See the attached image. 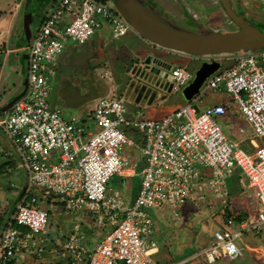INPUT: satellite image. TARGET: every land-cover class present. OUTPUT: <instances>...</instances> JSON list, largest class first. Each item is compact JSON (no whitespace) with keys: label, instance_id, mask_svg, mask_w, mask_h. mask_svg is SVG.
<instances>
[{"label":"built area","instance_id":"2783aa9c","mask_svg":"<svg viewBox=\"0 0 264 264\" xmlns=\"http://www.w3.org/2000/svg\"><path fill=\"white\" fill-rule=\"evenodd\" d=\"M105 25L115 39L137 32L112 0H54L34 32L28 46V88L0 119L27 174L22 197L0 232V264H15L46 243L40 234L49 225L51 213L44 204L50 199L86 209L98 223L111 220L85 264H181L185 260L162 263L156 258L159 245L148 209L170 204L179 215L198 180L226 196V177L236 166L254 190L258 210L240 220L221 216L222 224L195 255L204 254L211 264L243 258L248 251L264 254V49L236 52L232 65L212 74L195 96L161 118L130 112L127 103L113 95L100 97L88 116L65 114L50 100L57 58L69 41L85 43ZM170 73L175 91L194 78L186 66H175ZM222 85L262 139L252 150L226 133L220 120L227 113L223 103L202 110L197 105L199 93ZM127 146L139 149L145 159L138 194L129 205L119 195L106 194L113 176L136 167L137 161L125 153ZM205 168L211 172L206 174ZM252 233L262 234L254 245L244 240ZM65 248L60 259L46 264H77L87 251L74 237Z\"/></svg>","mask_w":264,"mask_h":264},{"label":"rangeland","instance_id":"374dc122","mask_svg":"<svg viewBox=\"0 0 264 264\" xmlns=\"http://www.w3.org/2000/svg\"><path fill=\"white\" fill-rule=\"evenodd\" d=\"M14 1H16V13H13ZM14 1L0 0V34L2 35V39L7 36V25L4 20L7 21L8 19L13 21L15 18L10 40L12 47L17 45L26 37L24 29V19L25 14L27 13L25 8L26 0ZM141 1L144 4H148L152 8H155L168 23L181 30L204 34L209 30L224 32L228 29H239L238 25L232 21L223 9L219 0ZM49 4L50 0H29L28 8L34 12V18L30 24L33 32H35L38 28L41 17L45 14ZM232 6L236 11L241 12L244 15L245 20L249 24L264 30V0H232ZM5 9L6 11H3ZM70 17H72V15L68 13L67 19ZM107 38L111 39V48L108 49V57L110 58V55H112L111 58H113L114 61H110L108 59L102 63L103 69L100 72L102 75L100 76L99 74L98 78H95L92 71L94 70L93 68L98 65L97 62L102 60L101 53L99 55V59L90 60L88 68L82 67V69L80 68L79 70L75 69L73 70L71 76L68 77L72 79L73 86L75 87V92L73 90V97L75 98V101L86 100L85 102H88L91 100L90 98L96 97V94H103L104 90L101 85H104L105 91H107V88L110 87V89H113V93H118V95L120 94L121 96L129 76L126 68L127 62L126 58L120 54L122 53L119 50L120 44L117 43L114 40L115 38L113 39L111 36ZM5 43L8 44V40ZM67 44L69 45L70 50H72V48L82 50L85 46L83 43L75 41H69ZM158 46L159 45H157V47L149 46L151 53L145 59L139 60L143 66L148 65L146 61L150 57L151 60H154L155 58L164 59V62L169 65L186 66L194 71L203 62L204 59L202 60L201 57H205V55L200 56L192 54L182 56L179 54L180 51H173L164 47L162 48V46ZM21 53L22 55L24 54L23 52ZM80 53L81 55L79 57L82 58H78L82 60H85L86 58L89 59L91 56H97V54L91 55L89 52L84 51H80ZM19 58V52L17 53L15 51L6 58L4 55L0 56V103L3 101L8 103L14 98V96L22 92L25 87L24 82L26 80V66ZM194 58H197V60H194ZM99 69L100 66L98 70ZM51 81L53 84L51 100H56L58 78H53ZM147 81L149 82V79H147ZM94 82H96V84L100 87L97 86L94 89ZM161 83L166 91V98L173 94L178 95L181 99H185L183 91L188 85H190V83H188L175 91L172 89L171 80L164 78ZM220 92L221 91L208 89L204 94L199 93L197 97V105L203 108L206 104L211 103L212 97H217L219 99L220 97L226 98L224 102H230L232 100V96L229 92L225 91L227 94H220ZM125 102L128 104L126 100ZM58 106H62L61 109L65 108L72 111L71 107H67L65 105L63 106L61 104ZM235 107L234 102H232V110H235ZM64 111L65 110L63 109V112ZM74 112H76V110ZM233 115L234 113L232 114V117ZM1 117L2 115L0 112V119ZM223 117H225L226 120H224ZM227 117V114L221 116V122L227 134L231 133L233 123L237 122L241 124L244 123L243 125H245V127H243L248 129L245 133L234 130L233 134L235 133L236 140L240 141V137L246 135L248 136V134L252 132L249 123L244 122V120L240 118L241 114L237 113L234 115V118ZM239 125L240 124H238V126ZM240 127L241 125L239 128ZM93 128H95L94 125ZM255 137L261 142L260 137ZM125 148L127 149L125 153L129 154L128 156L132 161L135 162L144 160L145 162V159L141 157L139 149L131 148L129 146ZM10 159L14 163L9 166L7 165L4 170L3 168H0V232L10 215L14 213L15 206L19 202L17 196L27 184V174L24 168L20 165L19 155L11 139L0 127V166L3 163L8 162ZM144 162L136 165L138 175L135 177L118 174L113 176L107 183L106 194L108 197L116 198L119 195L125 200L128 199V197H132L137 188H139V176L140 171L145 165ZM233 170L234 176H241V178H239L237 188L239 189L242 186V182L244 183L243 179L245 178L243 177V173L239 166H236ZM204 171L208 174L210 169L205 168ZM232 185L235 187L237 184L232 183ZM116 191H118L117 195ZM232 195L233 192L229 194V196ZM191 196L193 197H189L183 206L178 209L180 213L177 216L174 214L175 209L173 205L170 204L163 205V207L148 209L156 227L155 239L157 240L160 249V253L157 254V258L162 263L165 261H167L166 263H178L185 260L181 264H209L206 261L204 254L195 255V253L200 251L211 240L212 230L219 223L217 217L219 212L216 211L219 209L220 205H223L228 198V195L224 197L215 187H211L207 181L198 180ZM243 196V198H245V195ZM242 200L246 202L251 209H254L256 204L257 207L259 205L256 197L255 200L252 196ZM241 203L245 205V203ZM44 205L49 208L52 217L51 223L48 225L46 231L40 234L46 238V243L43 246L31 249L29 253L23 255L24 258L17 260L15 264H46L47 262L60 259L62 251H67L66 248L64 250H62V248L71 240L72 237L75 238L76 244L85 247L87 250L82 254L81 260L77 263L85 264V261L88 258L87 253L98 241L101 240V238H103V235L111 226V220L108 219L104 223H98L95 215L91 214L90 211L83 208L76 209L69 207L63 201H52V199H50V201ZM185 206L188 208L185 209ZM193 206L197 209L189 210ZM191 214L194 215L195 220L193 222H197L195 224H198V226H193L192 221L187 220ZM254 256L256 257L252 258ZM257 261L264 263V254H261V252L253 253L252 255L245 254L244 258L234 260L224 258L211 264H257Z\"/></svg>","mask_w":264,"mask_h":264},{"label":"crops","instance_id":"0c3cea01","mask_svg":"<svg viewBox=\"0 0 264 264\" xmlns=\"http://www.w3.org/2000/svg\"><path fill=\"white\" fill-rule=\"evenodd\" d=\"M15 2L16 1H14L13 13H16ZM3 11H6V9ZM27 12H28V10H27ZM14 20H15V18L13 19V21H10L8 19H7V21L4 20L6 25H7V36L4 39H2L1 38L2 35L0 34V56L4 55L5 58L9 57V55L14 51L16 52L18 50L28 49V46L23 45L22 43H18V44L16 43L17 45H15L14 47H12L10 44ZM109 36L112 37L111 32H110V27L105 25L104 28H102L101 30H98L92 38H90L87 42L83 43L85 45L84 49L80 50L77 48L76 49L72 48V50H70L69 45L68 44L66 45L65 49L58 56L56 64L54 65V76H53V78H58V83H57V87H56V89H57L56 100H51V96H50V100H51L52 105L58 106L59 104H61L63 106L65 105L67 107H71L72 111H70L69 109H65V108H62V110L64 109L65 110L64 113L68 114V115L78 114L80 116L85 117V116H88L89 114L92 113V111L95 108V105L97 103V100L100 97L107 96V95H113L116 97H120L123 100L125 99L129 104V105L128 104L127 105L130 109L129 110L130 112H133V113L137 112L136 113L137 115H142V116L150 117V118H161L165 114L176 110L181 105L185 104L188 100H190V99H187L185 96H184L185 99H181L180 97H178V95H173V94L170 97L166 98V94H165L166 91L164 90L163 84L161 83L162 79H164V78L160 77L158 74H156L154 71H152V67L155 64L153 62H151L150 64L147 63L148 65L143 66L141 64V62H139V60L145 59L151 53L149 50V46L150 47L151 46L157 47V44L150 42L148 39L144 38L139 33L135 32L133 30L132 31L130 30L125 35L120 37L119 39H114L112 37L117 43L120 44L119 50H120V52H122L120 54L126 58V62H127L126 68H127L128 73H129L127 84L123 88V92L121 93V96H120V94L118 95V93H113L114 91H113V89H110V87H108L107 91H105L104 85H101L103 87V90H104L103 94H96V97L90 98L91 100H89L88 102H85L86 100L75 101V98L73 97V94H74L73 90L75 92V87L73 86L72 79H70L68 77L71 76V74L73 73V70H75V69L79 70L80 68L82 69V67L88 68V63L90 62V60L99 59V55L102 53V60L101 61L98 60L99 61V62H97L98 65L93 68L94 70H92L95 78H98L100 72L103 69L102 63L108 59L110 61H114V59L111 58L112 55H110V58L108 57L109 56L108 49L111 48V44H110L111 39L107 38ZM7 40H8V44L5 43ZM117 43H115V44H117ZM107 47H109V48H107ZM104 48H106V49H104ZM80 51L89 52L91 55L97 54V56H95V57L91 56V58H89V59L86 58L85 60H82V59H79V58H82V57H79L81 55ZM235 53L236 52L227 53V54H222V55H218L215 57L222 61L223 67H228L234 63ZM179 54L182 56H186V53H184L182 51H180ZM116 57H115V59H116ZM201 59L203 60L204 58L201 57ZM154 60L158 61V63H159V60L161 61V63H165L164 59L162 60L160 58H155ZM194 60H197V58H194ZM0 65H1V62H0ZM99 66H100V69L98 70ZM96 67H98V68H96ZM101 75H102V73L100 74V76ZM53 78H52V80H53ZM147 79H149V82L147 81ZM167 80H169V79H167ZM94 83H95V86H93V88L95 89L99 85H97L96 82H94ZM51 84H52V81H51ZM91 86H92V84H91ZM52 87H53V84H52ZM52 90H53V88H52ZM215 91H221L220 94H227L225 92L226 89L224 88L223 85H222V87H220L219 89H216ZM51 95H52V93H51ZM225 99L226 98H223V97H220V99L217 97H212L211 103L206 104V106H203V108H205L209 105H212V104L223 103L227 108V113H226L228 116L227 118H231L233 113H234V115L239 113V114H241L240 118H242V120H244V122H247L245 120V118L243 117V114L239 110L237 104L235 103V100L233 99V97H232V100L230 102H224ZM232 102H234V106H236L235 110H232V108H231ZM5 103H6V101L1 102L0 107L2 105H4ZM199 108H201V107H199ZM203 108H201V109H203ZM66 110H68V111H66ZM75 110H76V112H74ZM234 115L232 118H234ZM223 118H224V120H226L225 117H223ZM220 120H221V116H220ZM238 124H240L241 127H243V126L245 127V125H243L244 123L243 124H241L239 122L233 123L231 133L228 134L233 139L236 138L235 133L233 134L234 130L241 132L240 131L241 127L239 128L240 125L238 126ZM250 127H251V125H250ZM247 130L248 129L245 128L244 133ZM135 132H136L135 130L131 131V133H133L134 135H137V133H135ZM241 133H243V132H241ZM254 135L257 136L252 130V132L250 134H248V136L246 135V136L240 137L239 138L240 141H238L236 139L235 140L238 141L246 149L252 150L256 146V144H259L262 142V139L260 142L256 139V137ZM142 162H144V160L137 161L136 163L140 164ZM141 171H140V173H141ZM233 171L230 175H228L226 177L225 187L228 191V194H227L228 198L223 203V205L219 206V209L216 211V212H219L218 213L219 215L217 214L219 223L217 224V226H215L213 228V230L222 224V220H220L221 216L223 218H225V217H228L230 215H235L236 219L240 220L241 218H245V217L254 215L258 210L259 205L257 207V204H256L254 209H251L250 206L242 200V199H247V197H250V196H252V198L254 200H255V197L257 198L252 187H250L248 185L247 179H246L242 169H241V171H242L243 177L245 179H243L244 183L242 182V186L239 189H237V188H238L239 178H241V176L240 177L234 176ZM124 175H128L131 177L137 176L138 173L136 171V167L135 168H131V167L128 168L127 170H125ZM140 182H141V177L139 176V187H140ZM232 183L237 184V185L234 187L232 185ZM231 185H232V187H231ZM138 191H139V188H137V190L135 191V193L133 194L132 197H128V199H126V200L123 199L126 205L131 204L135 200V198L138 194ZM231 192H233V195L229 196V194ZM243 195H245V198H243L244 197ZM224 200H225V198H224ZM257 200H258V198H257ZM241 202L245 203V205L242 204ZM255 203H256V201H255ZM258 203H259V201H258ZM186 208H188V207L185 206V209ZM193 209H197V208L195 206H193L189 210H193ZM187 220L192 221L193 226H198V224H195L197 222H195V223L193 222L195 220L193 214H191L187 218ZM213 230H212V232H213ZM260 236H262L261 233L260 234H256V233L253 234L252 233V234L246 236L244 238V240L246 243L254 245V244L258 243V240L261 238ZM258 252L259 251H256V252L248 251L247 254L252 255L253 253H258ZM158 253H160V249H159ZM157 254H156V258H157ZM261 254H262V252H261ZM255 257L256 256H254L252 258H255ZM166 262L167 261H165L163 263H166ZM257 264H264V263L258 262Z\"/></svg>","mask_w":264,"mask_h":264},{"label":"water","instance_id":"95a60500","mask_svg":"<svg viewBox=\"0 0 264 264\" xmlns=\"http://www.w3.org/2000/svg\"><path fill=\"white\" fill-rule=\"evenodd\" d=\"M28 1L26 0L25 8L28 9ZM226 13L232 21L238 25L237 30H226L224 32L209 30L204 34L193 33L176 28L168 23L155 8L148 4H144L141 0H114L115 5L122 15L130 22L136 31L150 42L155 43L169 50L182 51L186 54L204 56L201 65L194 70V78L184 89V96L191 99L197 94L205 82L212 74L224 69L222 61L216 57L211 60L206 59L211 55L218 56L238 51L254 52L264 49V30L249 24L242 13H238L232 6L231 0H221ZM33 11L25 14L24 29L26 37L19 43L29 46L32 41L34 32L31 30L30 24L33 20ZM19 52L20 61L26 66V80L22 92L14 96L8 103L0 107V112L8 109L13 103L21 98L28 88V58L29 50L23 49ZM23 52L24 54L22 55ZM147 63L153 62L155 65L152 71L160 77L171 78L170 71L175 67L161 61L148 58ZM24 188L20 191L22 194Z\"/></svg>","mask_w":264,"mask_h":264},{"label":"trees","instance_id":"16d2710c","mask_svg":"<svg viewBox=\"0 0 264 264\" xmlns=\"http://www.w3.org/2000/svg\"><path fill=\"white\" fill-rule=\"evenodd\" d=\"M28 2H29V1H28ZM27 4H28V3H27ZM27 10H28V11H31L29 8H28ZM43 16H44V15H43ZM42 19H43V17H41V21H42ZM41 21H40V23H41ZM40 23H39V24H40ZM10 160H11V159H10ZM10 160H9L8 162L3 163V164L1 165L2 167L0 166V168H1V169L3 168V170H4V169L7 167V165L9 166V165H11L12 163H14L12 160H11L12 162H11ZM22 194H23V192H22ZM22 194H21V195L19 194V195L17 196V199H20V198L22 197ZM51 218H52V217H51V215H50L49 224L51 223ZM6 223H7V221L5 222V224H6ZM5 224H4V225H5ZM4 225H3V226H4ZM90 251H91V249L89 250V252H90Z\"/></svg>","mask_w":264,"mask_h":264},{"label":"flooded vegetation","instance_id":"af4514ba","mask_svg":"<svg viewBox=\"0 0 264 264\" xmlns=\"http://www.w3.org/2000/svg\"><path fill=\"white\" fill-rule=\"evenodd\" d=\"M31 1V0H30ZM43 1V0H42ZM54 0H50V4L53 2ZM112 1H114V0H112ZM220 1V3H221V5H222V2H221V0H219ZM231 3H232V0H231ZM49 4V5H50ZM241 5V4H240ZM222 7H223V5H222ZM224 9V8H223ZM238 12V11H237ZM238 13H241V12H238ZM148 64H150V63H148Z\"/></svg>","mask_w":264,"mask_h":264}]
</instances>
